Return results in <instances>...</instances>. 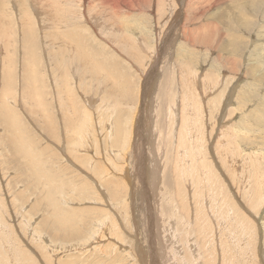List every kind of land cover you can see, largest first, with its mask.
Returning a JSON list of instances; mask_svg holds the SVG:
<instances>
[{
  "label": "rangeland",
  "instance_id": "obj_1",
  "mask_svg": "<svg viewBox=\"0 0 264 264\" xmlns=\"http://www.w3.org/2000/svg\"><path fill=\"white\" fill-rule=\"evenodd\" d=\"M111 1L0 0V264H264V0Z\"/></svg>",
  "mask_w": 264,
  "mask_h": 264
},
{
  "label": "bare ground",
  "instance_id": "obj_2",
  "mask_svg": "<svg viewBox=\"0 0 264 264\" xmlns=\"http://www.w3.org/2000/svg\"><path fill=\"white\" fill-rule=\"evenodd\" d=\"M232 1H233V0H232ZM111 2H113V0H112ZM228 2H229V1H228ZM115 3H116V1H115ZM112 4H113V3H112ZM232 5H233V4H232ZM227 6H228V5H227ZM72 30H73V29H72ZM73 31H75V30H73ZM1 32H2V31H1ZM70 33H71V32H70ZM72 33L74 34V32H72ZM72 33H71V34H72ZM66 35H67V34H66ZM261 39L264 40V36L261 37ZM260 42H261V41H260ZM263 42H264V41H263ZM78 45H79V44H78ZM259 45H260V44H259ZM263 45H264V43H263ZM263 49H264V47L262 48V47L260 46V48H259L260 52H261ZM80 50H81V49H80ZM81 53L84 55L83 52H81ZM74 54H75V52H74ZM84 56H85V55H84ZM260 56H261V55H260ZM75 58H76V57H75ZM80 60L83 61V56L81 57ZM86 65H87V64H85V65L82 66V65H80V64L78 63V68H80L81 71H82V70H84V68L86 67ZM7 76H8V75H7ZM9 80H10V79H9ZM133 163H134V162H133ZM134 164H135V163H134ZM130 165H131V164H130ZM155 170H156V169H155ZM157 171H158V170H157ZM157 171H156V172H157ZM127 176H128V174H127ZM156 178H157V177H156ZM156 178H155V179H156ZM149 179H150V178H149ZM154 181H155V180H154ZM144 202H145V201H144ZM136 203H137V202H136ZM24 223H25V222H24ZM69 229H70V228H69ZM123 236H124V235H123ZM141 243H142V242H141ZM144 244H145V243H144ZM142 245H143V244H142ZM148 247H149V246H148ZM145 254H146V253H145ZM130 260H131V259H130ZM142 262H143V261H142ZM143 263H144V262H143ZM152 264H154V263H152Z\"/></svg>",
  "mask_w": 264,
  "mask_h": 264
}]
</instances>
